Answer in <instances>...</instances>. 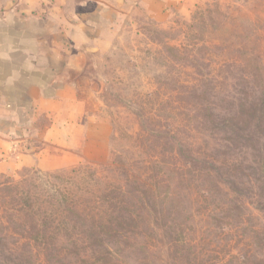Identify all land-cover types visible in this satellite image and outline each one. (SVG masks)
<instances>
[{"label": "rangeland", "instance_id": "1", "mask_svg": "<svg viewBox=\"0 0 264 264\" xmlns=\"http://www.w3.org/2000/svg\"><path fill=\"white\" fill-rule=\"evenodd\" d=\"M48 49L71 145L19 79ZM0 264H264V0H0Z\"/></svg>", "mask_w": 264, "mask_h": 264}, {"label": "crops", "instance_id": "2", "mask_svg": "<svg viewBox=\"0 0 264 264\" xmlns=\"http://www.w3.org/2000/svg\"><path fill=\"white\" fill-rule=\"evenodd\" d=\"M45 43L46 46L48 45V48L55 50L54 45L50 41H45ZM56 46L63 52L66 49L64 43ZM14 51L17 54L16 51H18V48L15 47ZM51 53L52 51H49V49L47 52L43 50L41 54L36 55L29 54L26 50L21 51V58L18 60L24 62L25 66L22 67L24 70H21L23 74L19 71L23 75L21 76L20 74L19 79L23 77V79H26L25 84H22L25 94L28 96L31 95L32 98L33 93L38 92L37 96L34 94L36 98H33L35 100L36 113H43L51 119V122L44 131V139L52 144L58 145H63L64 141L65 143L68 141L71 145L73 138H76V135H80V133L82 134L85 131L88 122L82 116L81 103L77 101L74 82L69 79L59 80L61 74L55 70V66L53 65L55 61L53 57H55V54ZM28 71L32 72L30 76H36L35 81L32 83H27L29 79L27 75ZM50 87H52L51 90H49ZM20 91L19 89L13 88L11 90L12 95L8 96V103L11 102V104L6 105L7 109L11 112L27 108L24 105L25 102L29 103V101H22V98L19 97L21 95ZM17 96L19 99H17ZM14 103H16V106H14ZM31 103L33 102L31 101ZM74 118L77 120L73 121ZM62 136L64 138H61Z\"/></svg>", "mask_w": 264, "mask_h": 264}]
</instances>
